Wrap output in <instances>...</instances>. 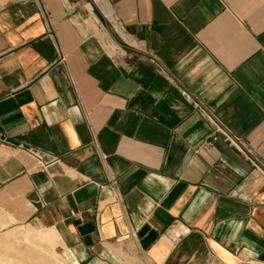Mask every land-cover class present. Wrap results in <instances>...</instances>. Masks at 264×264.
Instances as JSON below:
<instances>
[{
  "label": "crops",
  "instance_id": "0c3cea01",
  "mask_svg": "<svg viewBox=\"0 0 264 264\" xmlns=\"http://www.w3.org/2000/svg\"><path fill=\"white\" fill-rule=\"evenodd\" d=\"M14 226L67 264H264V0H0Z\"/></svg>",
  "mask_w": 264,
  "mask_h": 264
},
{
  "label": "rangeland",
  "instance_id": "374dc122",
  "mask_svg": "<svg viewBox=\"0 0 264 264\" xmlns=\"http://www.w3.org/2000/svg\"><path fill=\"white\" fill-rule=\"evenodd\" d=\"M57 242L54 232L14 226L0 235V264H67L58 254ZM123 255L124 264H151L140 254Z\"/></svg>",
  "mask_w": 264,
  "mask_h": 264
},
{
  "label": "built area",
  "instance_id": "2783aa9c",
  "mask_svg": "<svg viewBox=\"0 0 264 264\" xmlns=\"http://www.w3.org/2000/svg\"><path fill=\"white\" fill-rule=\"evenodd\" d=\"M216 132H215V135L213 136V139L214 140H217L218 139V136L219 135H222V136H224L225 137V139L230 143V144H232V145H234V146H238V143H237V141L236 140H234L221 126H219V125H216ZM29 152L32 154V155H34V156H36V157H38V158H40V154H39V152H37L36 150H29ZM74 215V214H73Z\"/></svg>",
  "mask_w": 264,
  "mask_h": 264
},
{
  "label": "bare ground",
  "instance_id": "6f19581e",
  "mask_svg": "<svg viewBox=\"0 0 264 264\" xmlns=\"http://www.w3.org/2000/svg\"><path fill=\"white\" fill-rule=\"evenodd\" d=\"M30 254V253H29ZM31 255V254H30ZM33 257V256H32ZM36 258V257H35Z\"/></svg>",
  "mask_w": 264,
  "mask_h": 264
}]
</instances>
